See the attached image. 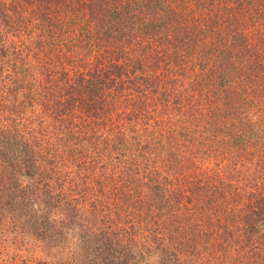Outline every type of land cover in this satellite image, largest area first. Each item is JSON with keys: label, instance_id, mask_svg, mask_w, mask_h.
<instances>
[{"label": "trees", "instance_id": "obj_1", "mask_svg": "<svg viewBox=\"0 0 264 264\" xmlns=\"http://www.w3.org/2000/svg\"><path fill=\"white\" fill-rule=\"evenodd\" d=\"M70 34L89 52L65 66L44 49ZM164 81L163 99L149 100ZM173 95L195 105L183 121L164 109ZM196 117L210 119L225 156L238 146L251 192L209 167L204 140L184 142ZM146 163L151 177L155 163L168 176L141 183ZM248 165L264 177V0H0L1 243L32 212L67 222L53 233L52 264H221L229 247L236 264H261L264 178ZM89 183L97 207L84 200ZM5 251L0 264H19Z\"/></svg>", "mask_w": 264, "mask_h": 264}, {"label": "rangeland", "instance_id": "obj_2", "mask_svg": "<svg viewBox=\"0 0 264 264\" xmlns=\"http://www.w3.org/2000/svg\"><path fill=\"white\" fill-rule=\"evenodd\" d=\"M70 39H71L70 41H67L64 38H61V41H58V42L55 41L56 43H54L52 45L46 44L44 50L48 53V55H49V53L53 52L51 54L52 56H50V58L53 60H57V62H59V63H63L65 66L67 64L70 65L71 63L77 65L84 59L82 57L88 54L89 49H88L87 44L89 41L87 40V42H86L85 40H83L79 36L74 37V35H71V34H70ZM89 46L91 47V49L95 48V46H93V44H90ZM103 50H105V49H103ZM73 66H75V65H73ZM187 74H188V72L186 73V75ZM165 82L166 81L160 83V85H162V87L160 89L159 88L155 89L156 87L150 89V92L147 95V96H149L148 97L149 100L151 98L153 100H157V101H160L161 99H163L162 96H163L164 86H166V88H167V86H171V84H172V81H170L166 84H163ZM174 85L176 87H181V89H184V91L186 89L184 87L183 81H181L180 78H179V81L176 82V84H174ZM187 88H188V86H187ZM192 88H194V86ZM188 96H190L189 93H188ZM174 97L175 96L173 95V97H172L173 99H171V97L169 98V102H168L169 107L167 105H165L164 109L168 112L169 119H172V120L175 119L177 121H179V120L183 121L178 116L179 115H185V114L192 115V113H194L195 105L194 104L190 105V103H188V104L179 103L177 100H175ZM196 119H198L199 121H195L192 123V125L188 124L186 126L190 132L192 131V134H189L185 139L182 138L181 141H183V139H184V142L187 141V143L189 145H191V144L199 145V140H204L205 143L207 144V146H205V148L201 149V150L203 152H205V154H207L206 155L207 157H208V153L212 157L211 161L209 162V167L211 169H215L218 167V170L220 172H225L228 170L230 173L229 174L230 176L228 177V179L231 181L233 180L232 182H233L234 187H235V185L237 186L238 189H239V187H241L240 188L241 192H243V191L251 192V190H249L247 188V184H245L246 182L244 183V181L241 178V176H243L242 174L245 173L244 168H242L240 166V164H239V167H236L234 165V164H236L234 162V160L237 163H239L238 158L236 157V154L238 155V157H240L238 146L235 145V154L230 152L229 156H225L224 152H220L221 148H223V147L220 145L215 146L214 142H212L213 140L211 139V133L209 130L210 119H208V118L201 119L198 117H196ZM234 124H235V122L229 124L228 129H226V131L228 132L230 130H233ZM225 135H226L225 136L226 138L229 137L228 133H226ZM179 139H181V138H179ZM153 146L154 145H152L151 148ZM210 147H213L214 151L212 149H210ZM232 149H233V146H232ZM199 152H197L198 155H199ZM158 157L159 158H157V160L163 159V157L161 158L160 155H158ZM225 158L227 161H225V162L222 161V163H221V159L223 160ZM155 160H156V158H155ZM153 166H155V170H154V174L152 175V177H151V171H150V170H152V167L150 164L146 163L142 166V168H140V171H138L137 180L140 181L141 183H146V182H148L149 178L151 177V179L153 181L158 180L156 182H160V181H162V180H159L160 178H163V177L165 178L166 176H168V170L164 167V165L155 163V165H153ZM149 167H151V168H149ZM258 167L254 168L253 166L250 165L246 169V172H248V175H250V174L255 173L257 171L256 177L260 176V178H264L263 176L260 175V172H258L259 171ZM132 173L135 174V171L133 170ZM125 176H126V180H128L127 179L128 174H126ZM156 177H157V179H155ZM230 177H232V178L230 179ZM87 188L89 191L85 192V194L83 195L85 202H87V201L88 202H94L95 207H97L98 204H100L102 202V200L99 197V193L96 192L97 188H95V184L89 183L87 185ZM240 190H238V191L240 192ZM252 191L259 192V189H255L253 187ZM260 191H261V194L264 195V190L262 191V189H260ZM238 197H239V195H238ZM103 201H105V200H103ZM73 203H75V200ZM243 203H244V201H240L239 206L242 207ZM84 205L85 206L80 207L81 210L84 211L87 209L86 211H88L87 204H84ZM102 207L106 208L107 206H102ZM59 208H60V206H59ZM63 209L64 208L57 210L53 215L56 218H59L61 213H62V216H65V214H67V213H63L62 212ZM36 210H35V215H36V213L39 214L40 216H42L41 214H44V212H40L39 209L37 210V212H36ZM65 210H67V209H65ZM106 212H107V210L104 212V215H106ZM130 213L131 212H129V214ZM22 214L23 213H21V215ZM17 215H18V217L20 216V214H17ZM119 216L123 217L122 221H124V222L122 224H124V226H126L129 222H131V217H133L132 214H130V216H131L130 217L128 215V211H125V210H123V213L119 214ZM18 217H16V223L14 226L15 232L14 231L12 232V230H9L10 232L8 231L6 233V239L3 241V243L0 242V246L6 247L5 249H3V247H0V249L2 251L6 250L5 252H3L1 254L2 255L6 254V257H9L12 259L15 258L14 261L16 263H19V264H52V262H49L50 259L48 257H46L50 253H53V251L51 249L52 247H49V245H51L52 242H54L53 245H55L60 238V237L55 238L53 236V233H60V232L62 233V230L63 229L65 230V227H67V222H65L66 225L64 227L58 226V225L54 226V224H50L48 221H46V223H45V221L42 220L41 217L39 218V220L34 222L32 212H30V213L28 212L27 215L24 216L23 219L22 218L18 219ZM49 218H50V216H49ZM17 219H18V222H17ZM82 220H88V219L86 217H84V219H82ZM11 221L12 220H10V222ZM40 222H41V224H40ZM138 223L135 222V225L133 226L134 231H140L143 228V225L141 223H139V224ZM104 227L109 228L108 222ZM129 227H131V226H129ZM65 232L69 233L70 231H65ZM139 233L140 232H138V233L135 232V234H134L135 239L137 240V244H140V240H139L140 234ZM46 234H49V235L47 236ZM64 240H65V238L59 244L60 246H63L66 244ZM141 245H143V243L140 244V247H141ZM196 245H197V243H196ZM225 251L226 252H224V255L226 258L224 259V261L222 260L221 264H236L235 263V261L237 259L236 251H233L230 247L228 249H225ZM249 257H251V254L249 255ZM238 261H240V260L238 259ZM249 261H252V258H250L248 260L245 259L243 262H241V264H246ZM263 261H264V259H262L260 261L261 264H264ZM237 263H240V262H237ZM57 264H58V262H57ZM66 264H69V263H66Z\"/></svg>", "mask_w": 264, "mask_h": 264}]
</instances>
